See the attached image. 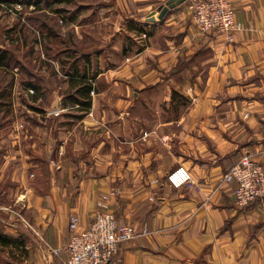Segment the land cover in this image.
<instances>
[{
    "label": "crops",
    "instance_id": "obj_1",
    "mask_svg": "<svg viewBox=\"0 0 264 264\" xmlns=\"http://www.w3.org/2000/svg\"><path fill=\"white\" fill-rule=\"evenodd\" d=\"M63 1L78 11L36 2L40 70L0 63V201L31 226L0 213L5 264H63L70 217L82 229L101 202L149 232L120 244L119 264H264V198L238 207L221 182L244 153L264 164V0H231L232 42L199 32L196 0L153 21L167 0ZM178 165L192 180L174 188Z\"/></svg>",
    "mask_w": 264,
    "mask_h": 264
},
{
    "label": "built area",
    "instance_id": "obj_2",
    "mask_svg": "<svg viewBox=\"0 0 264 264\" xmlns=\"http://www.w3.org/2000/svg\"><path fill=\"white\" fill-rule=\"evenodd\" d=\"M191 19L199 32L223 34L227 42L234 41L235 33L241 29L231 0H196L192 5ZM166 180L170 186L179 188L192 178L188 168L178 165L167 173ZM221 182L234 183L235 203L238 207H246L264 198V164L244 153L222 174ZM99 206L93 220L82 229H79V217H70L69 239L63 264H119L120 244L149 233L145 226L118 223L115 213L105 202H101ZM2 212L15 216L25 227L31 229L20 212L4 206L0 201V213Z\"/></svg>",
    "mask_w": 264,
    "mask_h": 264
},
{
    "label": "rangeland",
    "instance_id": "obj_3",
    "mask_svg": "<svg viewBox=\"0 0 264 264\" xmlns=\"http://www.w3.org/2000/svg\"><path fill=\"white\" fill-rule=\"evenodd\" d=\"M48 1L42 0V2H40V0H10V2L4 1L0 3V47L11 43L10 48L12 50V54L16 55L17 58L20 57L28 66L36 70L40 68L39 66L41 65L42 61H45L46 58L44 49H42L36 42L37 34L34 31L33 23L35 19L33 16L34 12L37 11L36 2H38L40 9L47 10L48 12L59 11L60 13H76V11H78L77 7L79 6L77 3L74 4L73 2H65L63 0ZM55 21L59 27H62L61 30L63 29L64 32H67V30L70 28L69 26H66L63 21H61L60 17L56 18L55 16ZM25 22H27V29H24L22 32V29L26 26ZM65 55L66 54H64V56ZM47 70L50 71V68L48 67L46 71ZM10 79L9 73H3L0 70V80L2 84H7L10 86ZM18 92L19 88L13 89L12 93L15 98L17 97L16 99L13 98V103L14 101L15 103L16 101L21 102L23 99L19 97ZM33 103H35L34 105H38V102ZM42 104L44 105V102L41 101V105ZM50 107L51 104L48 106V109H50ZM6 117L2 113L0 114V128L2 127L4 129H1L2 133L0 134L2 135L6 132V128H10V125H12L11 120ZM18 123L17 125L20 126V123ZM2 254H4L3 249L0 248V262L5 264Z\"/></svg>",
    "mask_w": 264,
    "mask_h": 264
},
{
    "label": "water",
    "instance_id": "obj_4",
    "mask_svg": "<svg viewBox=\"0 0 264 264\" xmlns=\"http://www.w3.org/2000/svg\"><path fill=\"white\" fill-rule=\"evenodd\" d=\"M182 1L183 0H167L166 2H164L163 4H161L156 8V10L153 12V14H151V17L149 19L153 21L156 19V17L161 18L169 8H173L176 4H179ZM155 13H157L156 17L154 16ZM59 109H60V99L58 97H55L51 104L50 110L57 111Z\"/></svg>",
    "mask_w": 264,
    "mask_h": 264
},
{
    "label": "trees",
    "instance_id": "obj_5",
    "mask_svg": "<svg viewBox=\"0 0 264 264\" xmlns=\"http://www.w3.org/2000/svg\"><path fill=\"white\" fill-rule=\"evenodd\" d=\"M4 1L10 2V0H0V3L4 2ZM11 58H13V54H11V55L9 54V56H8L6 51L0 52V63L2 62L3 59H6V61H3L1 63V65L6 63V62L9 64L11 61ZM8 243H9V239L5 235L0 233V245H7Z\"/></svg>",
    "mask_w": 264,
    "mask_h": 264
}]
</instances>
